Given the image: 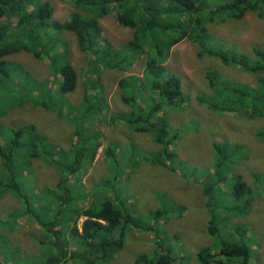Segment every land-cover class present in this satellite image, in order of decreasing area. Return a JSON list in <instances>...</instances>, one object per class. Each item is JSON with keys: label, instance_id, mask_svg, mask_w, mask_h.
<instances>
[{"label": "trees", "instance_id": "16d2710c", "mask_svg": "<svg viewBox=\"0 0 264 264\" xmlns=\"http://www.w3.org/2000/svg\"><path fill=\"white\" fill-rule=\"evenodd\" d=\"M68 3L73 10L68 19L60 21L53 16L50 0H0V117L15 107H41L69 123L73 134L71 147L65 150L32 123L7 125L0 120V198L10 193L21 202L18 210L0 218V231H5L0 233V239L5 238L8 243L15 223L26 217L36 224L33 238L43 249L36 264H107L122 250L127 231L135 226L152 231L155 238L153 250L138 254L133 264H175L173 249L178 238L156 227L160 219H168L166 208L148 212L153 223L142 222L119 207L123 202L116 204L109 198L81 208L70 182L78 180V173L87 169L101 146V137L90 129L96 116L107 118L105 111L109 108L101 73L104 70L125 73L145 52L142 72L124 74L118 79L121 102L130 107V113L118 116V120L137 131L152 132L160 148L146 155L148 163L179 173L202 189L212 216L206 232L215 242L198 250V262L250 264L252 249L247 229L241 224L228 228L224 222L230 216L222 215L248 213L253 193L258 191H253L234 171L231 192L227 194L229 190L224 189L223 181L230 182L228 173L235 170L234 165L245 155L237 152L240 145L214 142L212 170L200 169L189 167L169 148L180 133L170 127L166 112L179 110L187 97L181 77L169 71L165 62L171 48L187 38L199 47V55L216 56L221 63L248 73H264V50L260 48H254L250 58L238 49L207 47V23L240 19L248 12L264 17V0H68ZM112 10H116L120 25L132 29L131 38L118 47L102 35L100 25V19ZM66 31L75 34L80 50L87 56L81 77L72 65L69 45L62 35ZM21 51L45 60L50 80L36 78L22 62L9 58ZM207 79L212 97L207 101L210 94L200 93L197 99L210 110L264 118V78L257 79L254 85L224 82L211 73ZM77 86L81 87L80 102L70 103L68 95ZM259 134L264 138V127ZM114 150L113 146L105 148L112 162L117 157ZM231 156L236 158L235 163L229 161ZM37 159L53 166L59 175L53 186L34 192L21 179H28ZM202 170L206 173L199 180ZM174 209L178 214L182 210L179 205H174ZM216 218L222 219L221 228ZM2 250L0 264L5 256Z\"/></svg>", "mask_w": 264, "mask_h": 264}, {"label": "rangeland", "instance_id": "374dc122", "mask_svg": "<svg viewBox=\"0 0 264 264\" xmlns=\"http://www.w3.org/2000/svg\"><path fill=\"white\" fill-rule=\"evenodd\" d=\"M50 1L54 6V18L60 21L69 18L73 9L68 0ZM100 25L102 35L115 47L132 36V29L118 23L116 10L101 18ZM207 28L209 30L207 47L238 49L250 58L254 48L264 50V17L254 12H248L236 20L207 23ZM62 35L68 42L72 65L80 76L86 65L87 56L80 50L74 33L66 31ZM140 55L142 58L125 73L116 70H104L101 73L103 95L109 103V108L105 111L107 118L100 119L99 115L95 120L89 121L93 126L90 127L91 131L101 137V146L87 169L78 173V180H70L73 193L77 205L81 208L98 199L109 198L116 204L123 202L119 207L128 210L142 222L153 223L148 217V212L160 207L166 208L168 219H160L156 227L157 229L160 227L165 233L175 234L178 238V244L173 249L175 264H200L197 260L198 250L205 246H213L215 242L214 237L206 232V224L212 216L209 215L202 189L179 173L169 172L160 165L148 163L146 155L160 148L154 141L152 132L137 131L123 120H118V116L123 117L130 113V107L121 102L120 89L117 87L118 79L124 74L142 72L145 52ZM9 58L22 62L36 78H48L45 60H39L25 51L13 54ZM165 66L181 77L182 90L187 97L179 110L166 112L170 127L174 131L179 130L180 133L179 138H176L169 148L189 167L202 169L209 168L215 160L214 142L224 146L228 144L241 146L237 152L244 153L245 157L243 160L239 159L234 165L235 170L228 173L230 182L223 181L224 189L229 190L227 194L231 192L234 171L253 191H258L253 193L248 213L222 215L230 216L228 221L224 222L228 228H232L234 224H241L247 229L252 249L249 263L264 264V138H260L259 134V130L264 127V118L218 113L197 99L200 93L210 94L207 101L212 97L208 86V73L224 82L252 85L256 84L257 79L264 78V73H248L240 67L221 63L216 56L199 55V47L187 38L171 48V55ZM79 84L82 85L81 79ZM80 97V86H77L73 94L68 95L69 102L74 104L80 102ZM112 115L114 121H111ZM1 117L0 120L7 125L34 124L39 132L59 148L69 150L73 142L72 126L58 119L54 112L41 107L29 105L15 107ZM108 146L115 147L114 153L117 157L114 162L105 152ZM229 161L235 163L236 158L231 156ZM31 168L33 172L30 176L35 182H32L30 176L28 179H21L25 187H31L29 191L38 192L39 188L51 187L56 183L58 171L42 159L35 160ZM210 169L212 170V167ZM205 173L206 170L200 171L198 179L200 180ZM28 181L32 183L29 185ZM221 183L220 181L217 184ZM174 205L182 208L180 214L174 209ZM20 206L21 202L16 196L4 194L0 198V218L18 210ZM80 221L81 218L79 224ZM215 222L221 228L222 219L216 218ZM35 226L36 224L26 217L20 218L9 234L12 240L8 239L6 243L5 238L0 239V249L4 250L5 255L1 264H36L39 261L43 249L33 238L37 232ZM0 233L4 234L5 231ZM159 234L162 235L163 232L160 231ZM154 238L152 231L130 227L124 247L107 264H133L138 254L153 250Z\"/></svg>", "mask_w": 264, "mask_h": 264}]
</instances>
